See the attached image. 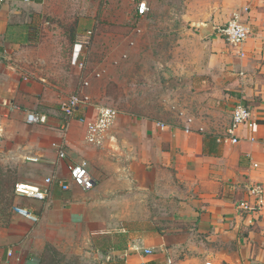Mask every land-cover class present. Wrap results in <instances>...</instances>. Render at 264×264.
<instances>
[{
  "label": "crops",
  "instance_id": "1",
  "mask_svg": "<svg viewBox=\"0 0 264 264\" xmlns=\"http://www.w3.org/2000/svg\"><path fill=\"white\" fill-rule=\"evenodd\" d=\"M45 1L0 0V168L14 171L16 182L43 186L53 178L44 201L14 198L13 208L37 221L12 208L8 226L0 227V264H36L44 244L61 248L58 233L67 227L78 230L77 243L91 242L98 264H264V206L244 216L236 210L254 184L264 187V0H220L213 17L185 33V91L203 97L210 116L165 122L121 113L98 147L85 141L94 104L81 107L62 134L59 105L82 90L84 63H72L76 41L61 52V28L48 18L60 12ZM158 13L147 17L156 27ZM235 14L248 31L240 48L215 31ZM175 31L163 28L147 46L171 35L178 43ZM84 91L96 97L92 84ZM239 102L251 108L255 141L244 128L238 143L219 141ZM32 112L48 122L28 124ZM81 160L94 182L88 191L68 177ZM59 179L70 183L68 191Z\"/></svg>",
  "mask_w": 264,
  "mask_h": 264
},
{
  "label": "rangeland",
  "instance_id": "2",
  "mask_svg": "<svg viewBox=\"0 0 264 264\" xmlns=\"http://www.w3.org/2000/svg\"><path fill=\"white\" fill-rule=\"evenodd\" d=\"M140 1L145 2L148 8V12L142 18L138 17L135 11L136 4ZM45 2L53 3L54 9L60 12L59 17L48 18L50 26L56 24L61 28V32L64 31L65 38L60 32L58 45L65 55L71 51L72 45L79 37L91 31L89 43L82 49L83 56L80 60L84 63L81 79L85 77L84 81L88 82L89 87L92 84L96 94V97H92L85 91L91 96L92 103L112 107L118 114L148 115L165 122H169L174 115L178 122L192 119L191 116L201 121L205 116H210L213 110L206 112V107L202 105L203 97H195L185 91L187 81L184 63L186 56L190 55V43L185 42V33L190 26L213 17L218 10L220 0H46ZM152 10L159 12L155 17L159 27L147 19ZM151 24L153 27L150 26ZM218 26L220 25H216ZM163 28L175 29L179 42L176 43L171 35L158 43L165 47L157 45L156 48H149L148 43L152 45V40L157 41L159 36L164 35ZM71 36L73 42L70 43ZM172 61H175L174 64ZM224 121L225 118L221 124L224 125ZM13 205L19 204L13 201ZM76 232L78 230L67 227L64 228L63 233H58L57 241L61 244V248L54 247L64 255L63 264H98L99 260L94 261L93 255H89L92 253L91 242L87 239L84 243L83 240L80 244L77 243L76 239H73ZM82 236L84 237L83 233ZM64 246L66 247L63 248Z\"/></svg>",
  "mask_w": 264,
  "mask_h": 264
},
{
  "label": "built area",
  "instance_id": "3",
  "mask_svg": "<svg viewBox=\"0 0 264 264\" xmlns=\"http://www.w3.org/2000/svg\"><path fill=\"white\" fill-rule=\"evenodd\" d=\"M136 15L140 18L144 17L148 12V8L145 2H139L135 7ZM216 33L221 37L226 44L240 48L247 39L248 31L246 26L241 22L238 14L233 15L225 24L215 28ZM91 36V31H87L84 35L78 38L73 46L72 63L78 64L80 58L83 56L82 49L86 48ZM80 68H83V64H79ZM82 90L77 93H73L66 98L59 105L60 114L64 117L62 123V134H66L68 130L69 121L75 117L78 110L81 107H86L90 104V96L85 94V89L89 87L88 82L82 83ZM118 118V112L107 106H95V115L93 119L86 125L85 141L91 146H101L107 131L115 124ZM189 122L191 120H188ZM26 122L32 125H44L48 122V117L43 113H28L26 116ZM244 128L250 134L249 141L254 142V134L257 130V123L252 118L251 108L244 103H237L231 113V122L226 131L225 136L219 138V141L230 142L232 144L238 143L240 137L237 136V132ZM264 144V140L262 141ZM57 147V146H56ZM65 152L59 150L58 158L63 159ZM69 181L82 189L88 191L93 188L94 182L88 172V163L86 160H81L77 163H73L68 167ZM53 182V178H46L44 185L30 184L25 182H16L13 186V193L16 197H23L35 201H44L49 193L48 186ZM57 185L61 191H68L70 189V183L66 180H56ZM264 206V187L260 184H254L250 190H248V197L240 201L236 205V210L240 216L249 215L258 212ZM14 211L32 221H37L35 216L31 214L25 208L14 207ZM144 253L150 254V251L144 250ZM11 251H8L7 255L11 256ZM141 264H145L142 262Z\"/></svg>",
  "mask_w": 264,
  "mask_h": 264
},
{
  "label": "trees",
  "instance_id": "4",
  "mask_svg": "<svg viewBox=\"0 0 264 264\" xmlns=\"http://www.w3.org/2000/svg\"><path fill=\"white\" fill-rule=\"evenodd\" d=\"M71 41L73 42V38H70V43ZM85 94L88 93L85 92ZM90 104H94L91 102V96ZM15 182L16 176L14 171L0 168V227H7L10 222L11 209L13 208V201L16 197L13 193ZM64 259V255L61 254L52 244L46 243L38 256L36 264H63Z\"/></svg>",
  "mask_w": 264,
  "mask_h": 264
}]
</instances>
